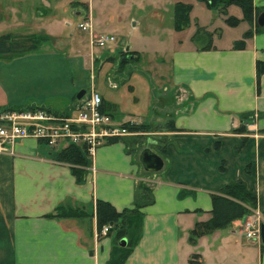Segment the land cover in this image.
<instances>
[{
	"label": "crops",
	"instance_id": "crops-1",
	"mask_svg": "<svg viewBox=\"0 0 264 264\" xmlns=\"http://www.w3.org/2000/svg\"><path fill=\"white\" fill-rule=\"evenodd\" d=\"M10 1L5 11L0 8V34L45 31L50 39L35 51L0 53V111L39 106L73 112L77 93L95 88L114 121L150 129L110 140L94 159L88 155L83 180L71 164L55 159L63 148L32 137L17 140L12 154L0 152V264H106L115 236L100 233L99 200L131 211L126 228L135 243L124 264H264V242L244 237V219L191 236L197 222L211 218L214 192L233 180H243L254 192L256 209L264 215V69H257V62L264 63V26L256 23L264 0H252L259 10L252 21L244 12H230L231 3L224 11L208 4L207 15L226 27L246 26L222 37V24L208 31L196 23V32L208 31V43L198 45L191 30L161 48V63L153 68L162 81L154 87L143 76L141 67H149L140 38L99 50L88 32L74 37L55 31L57 22L37 14L32 0ZM82 3V18L89 15L95 31L102 32L95 8ZM24 8L30 16L21 14ZM229 16L237 24H227ZM106 62L110 70L101 91L95 71ZM166 74L169 82H163ZM114 87L126 88L134 100L119 99ZM143 138L153 145H142ZM145 148L162 158L161 169H144L139 156Z\"/></svg>",
	"mask_w": 264,
	"mask_h": 264
},
{
	"label": "rangeland",
	"instance_id": "rangeland-1",
	"mask_svg": "<svg viewBox=\"0 0 264 264\" xmlns=\"http://www.w3.org/2000/svg\"><path fill=\"white\" fill-rule=\"evenodd\" d=\"M82 2H85L87 4L89 3L95 8L97 25L99 27H102V32L114 34L116 37L114 42L121 39L125 40L126 42H132L134 38L141 39L139 44V47L141 49L140 52L142 51L141 54L146 58V65L149 67H141L144 71V74H146L142 75L145 76V78L149 81L150 84H152L153 87L157 86L162 81L160 73L154 71L153 68V64H155V62L161 63L159 60L160 49L168 48V45H170L172 41H175L176 38H185L187 33L191 30H193V33H195L197 26L199 25H203L206 29L208 28V31H214L216 27H219V24H222V27L224 29L218 28L222 37L223 35L224 37H227L231 34L227 30H233L235 33L237 30L246 26V23H239L237 25V28H235L236 26H233V28L230 29L229 27H226V25L222 21H220L218 17L216 20H214L211 16L207 15L208 3L205 0H32L31 5L33 6V8H35L37 14L39 13L41 15H50L49 18L54 22H57L53 26V29L55 31L60 32V34H63L65 36L73 35L74 37H78L82 34H85L86 32L78 26L80 21L83 19L81 13L84 14V12L86 11L85 7H82ZM177 2L185 3L190 6L188 12V24L183 29L175 28L174 8ZM11 3L13 2L10 0H8L7 2L4 0H0V8H2L1 10H4V5ZM10 7L11 9L8 11L10 15L12 14L15 17L14 10L16 11V9L12 8V6ZM77 11L81 12L76 13ZM20 12L21 14H29L26 8L22 10L20 9ZM230 12L243 14V9L239 4L231 3ZM21 14L19 13L18 16H20ZM1 16L2 14L0 12V17ZM86 17L88 16H85L84 18ZM3 18L8 20L9 16L5 15ZM196 23H198L199 25L197 24L196 26ZM39 25H43V23ZM199 29L200 32L196 34L197 37L195 38L197 44L199 45L203 42L208 43V38H205L208 31L201 28ZM96 31L99 32L97 28ZM33 33L40 32L35 31ZM43 33L49 35L45 31H43ZM226 40L227 38H224L221 40V42H225ZM216 41H219V38H216ZM110 44L112 43H108L104 46H96V48L99 50H105V48H109ZM121 59H124V57ZM119 63L120 57L117 59L116 64L114 63V68H117L119 66ZM127 66L130 67L129 64ZM96 68V87L97 89L102 91L101 87L107 78L110 70V65L107 62L103 63L102 65L99 63ZM161 68L163 70V65H161ZM134 78H136L135 75ZM167 81H170L168 74L165 75V80L163 82ZM143 82L144 81L142 78L140 84H142ZM139 87L138 96L142 103L144 97L142 92L139 90ZM126 90V88L121 89L120 87H114L113 89L114 94L119 99L127 102H132L134 100L133 95L131 92ZM141 111L143 110H140L139 112ZM146 128H148L147 130L150 129L149 127ZM146 131L143 130V132ZM143 139L144 140L140 141L142 145H153L150 144L152 142L151 139ZM248 207L250 212L245 218H243L244 220L241 225L242 233L244 232V222L248 221V218L251 214H254L252 212V209L261 214V216L263 217H261V224L264 223V215L260 210L256 209V204L254 206L250 205ZM109 232L110 230L108 231V234L114 232L115 243H120L121 239L116 237L118 230H113L111 233ZM258 241L259 240H254L249 242ZM109 258L110 255L108 259Z\"/></svg>",
	"mask_w": 264,
	"mask_h": 264
},
{
	"label": "built area",
	"instance_id": "built-area-1",
	"mask_svg": "<svg viewBox=\"0 0 264 264\" xmlns=\"http://www.w3.org/2000/svg\"><path fill=\"white\" fill-rule=\"evenodd\" d=\"M78 26L90 34L93 45L104 46L116 39L114 34L95 31L89 15ZM102 103V95L95 88H90L88 93L75 102L73 112H54L39 106L4 109L0 111V152L12 154L11 146L17 140L32 137L51 148H65L70 144L85 146L87 154L94 159L100 146L133 133L129 125L140 124L132 120L114 121L103 110ZM252 212L254 214L244 222L243 235L249 241H261L262 216L254 209ZM111 227L110 224L103 226L100 233L107 235Z\"/></svg>",
	"mask_w": 264,
	"mask_h": 264
},
{
	"label": "trees",
	"instance_id": "trees-1",
	"mask_svg": "<svg viewBox=\"0 0 264 264\" xmlns=\"http://www.w3.org/2000/svg\"><path fill=\"white\" fill-rule=\"evenodd\" d=\"M230 3L239 4L244 12L245 18L252 21L257 15V8L254 7L252 0H208L209 6L219 11H224L226 6ZM84 4V3H82ZM190 6L185 3L177 2L174 8V22L176 29H183L188 24V12ZM227 23L231 25L237 24L238 19L233 16H229L226 19ZM200 30L194 35L198 34ZM249 33V32H247ZM50 39V36L40 33H28V34H16L6 32L0 34V53L1 54H22L30 51L40 49L41 45ZM240 42L238 45H242ZM257 69L259 72L263 71L264 63L257 62ZM76 101L78 99H75ZM148 125H129L131 131H143L147 130ZM119 140L118 138L113 141ZM55 159L59 161L68 162L72 165V170L75 173L78 180H83L87 174L86 166L89 165V158L85 146L70 144L55 154ZM256 204V195L247 187L245 182L241 179L233 180L227 183L223 188L214 192L212 195V216L207 221L197 222L191 231L192 237H197L201 234L208 233L215 229L224 228L229 226L234 220L245 218L250 210V205ZM131 211H117L110 203L103 200L98 201L97 207V221L98 226L102 228L105 224H110L113 227L110 228L111 233L113 230H118L117 238H126L127 243L121 245L115 243L111 249L110 258L106 264H124L130 250L135 243L132 237L127 236L128 232L126 225L130 224L128 214ZM72 213V212H68ZM62 215H66V212H61ZM125 222V223H124ZM128 237V238H127ZM194 264H200L199 262L191 261Z\"/></svg>",
	"mask_w": 264,
	"mask_h": 264
},
{
	"label": "water",
	"instance_id": "water-1",
	"mask_svg": "<svg viewBox=\"0 0 264 264\" xmlns=\"http://www.w3.org/2000/svg\"><path fill=\"white\" fill-rule=\"evenodd\" d=\"M256 23L259 26H264V11L261 12L257 19ZM85 93V90L82 89L77 93V99H80ZM139 160L143 165L144 169L149 171L159 170L163 167V160L162 158L155 153L153 150L149 148H145L142 150L139 156ZM261 241L264 242V223L261 224ZM127 243V239L124 237L120 240L121 245H125Z\"/></svg>",
	"mask_w": 264,
	"mask_h": 264
}]
</instances>
